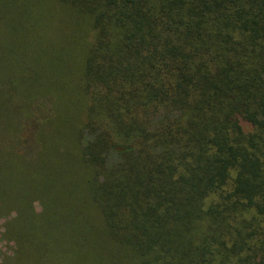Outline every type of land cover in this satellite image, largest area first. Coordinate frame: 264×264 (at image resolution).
<instances>
[{
    "label": "trees",
    "instance_id": "1",
    "mask_svg": "<svg viewBox=\"0 0 264 264\" xmlns=\"http://www.w3.org/2000/svg\"><path fill=\"white\" fill-rule=\"evenodd\" d=\"M3 32L0 264H264V0H0Z\"/></svg>",
    "mask_w": 264,
    "mask_h": 264
},
{
    "label": "rangeland",
    "instance_id": "2",
    "mask_svg": "<svg viewBox=\"0 0 264 264\" xmlns=\"http://www.w3.org/2000/svg\"><path fill=\"white\" fill-rule=\"evenodd\" d=\"M10 35L11 34H8L6 32H3V34H1V36H0L1 45H5L6 42L11 41V40H7L6 41V38L10 37ZM4 41H6V42H4ZM36 209L38 211L40 210L39 205H36ZM2 222H4V221L2 219H0V226H1ZM0 231H1V227H0ZM12 247H13L12 244H8L7 242H4L3 240H1V236H0V262L3 259L4 256L11 255Z\"/></svg>",
    "mask_w": 264,
    "mask_h": 264
}]
</instances>
